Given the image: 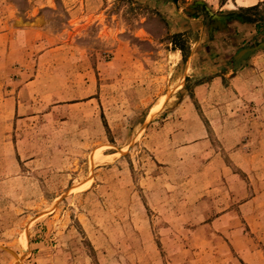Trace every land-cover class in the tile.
<instances>
[{"label":"rangeland","instance_id":"rangeland-1","mask_svg":"<svg viewBox=\"0 0 264 264\" xmlns=\"http://www.w3.org/2000/svg\"><path fill=\"white\" fill-rule=\"evenodd\" d=\"M14 13L44 30L0 53V264H264V0Z\"/></svg>","mask_w":264,"mask_h":264},{"label":"crops","instance_id":"crops-1","mask_svg":"<svg viewBox=\"0 0 264 264\" xmlns=\"http://www.w3.org/2000/svg\"><path fill=\"white\" fill-rule=\"evenodd\" d=\"M31 2V0H28ZM38 7H41L40 1H35ZM30 16H19L14 13V17L8 20L4 28L0 29V53H4L7 56V65L14 66V50L16 48H22L23 50L28 46L35 44L36 36L43 32L44 27L34 26L29 20ZM76 18H73L74 20ZM8 103V101L6 100ZM29 106L24 103L22 98H14V116L19 118V116H27L29 112L27 111ZM26 110V112L24 111ZM26 113V114H25ZM10 117L7 118L9 121ZM2 113L0 110V128L6 127L9 123L2 122Z\"/></svg>","mask_w":264,"mask_h":264},{"label":"trees","instance_id":"trees-1","mask_svg":"<svg viewBox=\"0 0 264 264\" xmlns=\"http://www.w3.org/2000/svg\"><path fill=\"white\" fill-rule=\"evenodd\" d=\"M256 8V6L251 7V8H245V10H254Z\"/></svg>","mask_w":264,"mask_h":264},{"label":"bare ground","instance_id":"bare-ground-1","mask_svg":"<svg viewBox=\"0 0 264 264\" xmlns=\"http://www.w3.org/2000/svg\"><path fill=\"white\" fill-rule=\"evenodd\" d=\"M156 107H157V105H156ZM154 110H156V109H154ZM153 112V111H152ZM152 114V113H151Z\"/></svg>","mask_w":264,"mask_h":264}]
</instances>
